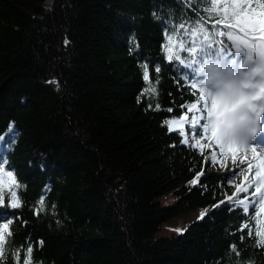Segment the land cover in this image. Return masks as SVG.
Here are the masks:
<instances>
[{"label":"trees","instance_id":"trees-1","mask_svg":"<svg viewBox=\"0 0 264 264\" xmlns=\"http://www.w3.org/2000/svg\"><path fill=\"white\" fill-rule=\"evenodd\" d=\"M222 7L0 0V167L15 178L9 185L3 177V264H264L259 197L247 213L227 202L251 204L254 160L242 150L233 163L203 129L184 144L193 136L189 123L185 136L169 131L174 118L206 113L188 108H202L184 78L200 79L196 65L168 56L183 60L188 41L199 48L211 39ZM219 31L222 24L215 38L227 41ZM216 52L237 62L244 56L235 47L209 54ZM12 202L20 206L7 207Z\"/></svg>","mask_w":264,"mask_h":264},{"label":"snow or ice","instance_id":"snow-or-ice-1","mask_svg":"<svg viewBox=\"0 0 264 264\" xmlns=\"http://www.w3.org/2000/svg\"><path fill=\"white\" fill-rule=\"evenodd\" d=\"M194 3H211L213 6L223 4L222 8H217L216 12L220 14V18L216 21V23L212 26L213 33L211 39L208 36L204 37V40L199 42V48L195 46L194 41H188L183 48V56L184 59H181L180 55L172 56L169 55L168 59L172 62H177L179 65H184L189 68L196 65L200 59L204 56L211 53L213 49L219 50L224 46L231 49L235 47L236 50L241 49H259L264 51V0H192ZM223 25L226 31H219L220 37H227V41L221 42L215 38V32L219 25ZM202 27V25H201ZM175 28V26H173ZM183 28V25H181ZM169 39H171L169 37ZM228 41L232 43L229 44ZM67 43V41H65ZM167 51L169 53L172 52V48L168 47ZM159 67L156 68V72H159ZM145 80L148 79V74L145 72L144 76ZM186 81H190V87L193 90L198 89V101L202 102V108H199L196 103L188 106L189 111L195 110L196 112H205L206 114L197 117L196 115L192 116L191 121H187V114L181 116L179 119H173L168 121L169 131H179L181 136H185L183 131L184 124L189 123L190 131L193 133L192 137H185L183 140L184 144H188L189 139L194 138L195 134L199 133L200 129H203L204 133L207 135L209 141L214 143L220 150L221 155L230 153L233 159V163H235V158L238 152L246 151L251 147L253 153V160L256 161L255 168V192L252 193V202L248 204L246 199H240L233 201L232 197L227 198V202L232 204V209L243 207V211L245 213L248 212L249 207H256V197H259V211L257 212V217H259L262 213H264V152L257 153L256 147L254 145L249 144L248 146L241 147L237 144L225 143L220 135V124L222 117L224 115V109L221 105V102L212 98L211 100L205 94L204 88L200 86L199 80L197 78L184 77ZM158 107V106H157ZM171 111V109H169ZM172 125L178 126L177 128H173ZM199 144V141H196ZM210 146V145H209ZM204 145H201L203 148ZM211 164L217 163L216 154L213 153L211 160L207 161ZM6 163V160L0 156V164ZM249 167H252L250 164ZM235 174V173H233ZM4 175H7L10 179L7 181L9 185L15 183V178L13 177V173L11 171L4 173L3 167H0V219L4 218L3 210L6 208L4 203V195L3 189L6 181L4 180ZM203 175V171L200 174ZM247 179V178H245ZM199 180V176L197 179L192 181V184H196ZM227 183L231 185L233 183L232 180H228ZM252 187V184H249L248 187H243L241 185H237V192L239 193H247L249 188ZM236 193H233L235 196ZM11 196L15 198L16 193L11 192ZM226 201H220L217 207L224 204ZM41 204H43V200H41ZM20 206L18 202H12L9 206L11 209H16ZM42 210V209H41ZM204 214H201L200 218H203ZM258 224L264 227V221H258ZM3 229L9 228L8 223L3 224ZM244 227H247L245 225ZM243 231V227L241 229ZM249 235H252L253 230L251 228L248 229ZM256 236L259 239L256 241L257 246H264V230L256 231ZM42 244V242H41ZM233 251H236L235 246H233ZM32 252V248L29 247L27 249V254L30 255ZM237 255L239 253L237 252ZM5 257V236L3 231H0V264H3ZM24 264H29L27 260H25Z\"/></svg>","mask_w":264,"mask_h":264},{"label":"clouds","instance_id":"clouds-1","mask_svg":"<svg viewBox=\"0 0 264 264\" xmlns=\"http://www.w3.org/2000/svg\"><path fill=\"white\" fill-rule=\"evenodd\" d=\"M240 61L226 60L218 52L204 56L196 64L200 86L211 100L221 102L224 115L219 135L225 143L248 146L240 135H255L264 127V51L243 49ZM247 264H255L249 260Z\"/></svg>","mask_w":264,"mask_h":264},{"label":"rangeland","instance_id":"rangeland-1","mask_svg":"<svg viewBox=\"0 0 264 264\" xmlns=\"http://www.w3.org/2000/svg\"><path fill=\"white\" fill-rule=\"evenodd\" d=\"M174 119H178V118H174ZM173 120V119H172ZM173 128H177L178 126L176 125H172ZM183 131L184 133H187V127H186V124H184V128H183ZM240 135L242 137H244L245 139L248 140V143L251 144V145H254V147H256L257 149V153H261V152H264V147H261L257 144V142H253V135H249L248 132L246 130H242ZM0 150H1V145H0ZM243 154L246 156V159L247 160H253V153H252V150H251V147L249 149H247L246 151H243ZM244 156H242V158L240 159V162H244ZM255 164H256V161H254V167H255ZM239 167H242V169H248L249 165H239ZM174 199L172 198L170 201L172 202ZM180 231H185L186 229V225L182 224L181 227L179 228ZM164 233H168L170 234V232H164Z\"/></svg>","mask_w":264,"mask_h":264},{"label":"bare ground","instance_id":"bare-ground-1","mask_svg":"<svg viewBox=\"0 0 264 264\" xmlns=\"http://www.w3.org/2000/svg\"><path fill=\"white\" fill-rule=\"evenodd\" d=\"M3 142H4V139H1V140H0V145H2V144H3Z\"/></svg>","mask_w":264,"mask_h":264}]
</instances>
